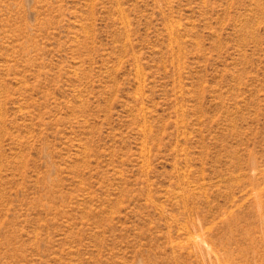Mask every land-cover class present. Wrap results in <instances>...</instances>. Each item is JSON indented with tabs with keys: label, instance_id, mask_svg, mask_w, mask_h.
<instances>
[{
	"label": "rangeland",
	"instance_id": "374dc122",
	"mask_svg": "<svg viewBox=\"0 0 264 264\" xmlns=\"http://www.w3.org/2000/svg\"><path fill=\"white\" fill-rule=\"evenodd\" d=\"M230 263L264 264V0H0V264Z\"/></svg>",
	"mask_w": 264,
	"mask_h": 264
},
{
	"label": "bare ground",
	"instance_id": "6f19581e",
	"mask_svg": "<svg viewBox=\"0 0 264 264\" xmlns=\"http://www.w3.org/2000/svg\"><path fill=\"white\" fill-rule=\"evenodd\" d=\"M232 262V261H231ZM230 264H232V263H230Z\"/></svg>",
	"mask_w": 264,
	"mask_h": 264
}]
</instances>
